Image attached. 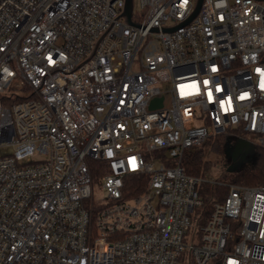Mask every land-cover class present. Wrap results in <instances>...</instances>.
Segmentation results:
<instances>
[{
	"label": "built area",
	"instance_id": "1",
	"mask_svg": "<svg viewBox=\"0 0 264 264\" xmlns=\"http://www.w3.org/2000/svg\"><path fill=\"white\" fill-rule=\"evenodd\" d=\"M196 1L0 0V264H264V185L181 164L264 148V2Z\"/></svg>",
	"mask_w": 264,
	"mask_h": 264
},
{
	"label": "trees",
	"instance_id": "2",
	"mask_svg": "<svg viewBox=\"0 0 264 264\" xmlns=\"http://www.w3.org/2000/svg\"><path fill=\"white\" fill-rule=\"evenodd\" d=\"M16 98L14 100H19ZM227 136L223 133L210 137V150L213 153L224 154ZM197 146L187 149L182 157L181 164L188 174L205 177L210 171L212 162L205 158L203 147ZM99 172L93 171V177L98 180ZM145 178L139 175H129L125 179L123 196L128 197L138 194L144 188ZM227 183H240L245 185H264V148L254 145L247 161L239 160L232 171L224 178ZM202 204L196 209L197 222L204 223L212 210L215 201L222 200L227 194V187L220 183L200 182L197 185Z\"/></svg>",
	"mask_w": 264,
	"mask_h": 264
},
{
	"label": "water",
	"instance_id": "3",
	"mask_svg": "<svg viewBox=\"0 0 264 264\" xmlns=\"http://www.w3.org/2000/svg\"><path fill=\"white\" fill-rule=\"evenodd\" d=\"M201 1L202 0H197L196 1V5H195L194 11L192 12L191 16L187 20L184 21V23L189 21L198 12V9L200 7ZM259 1H263L264 2V0H259ZM130 11H131V0H126V4H125V8H124V14L126 15L128 21L130 20L129 19ZM152 104H159L160 105L161 104V97L153 99ZM228 139H229V137H227V140H226V143H225L227 146L224 149V155L227 158L231 159V161H234L237 158H239V160H241V161L247 160L248 156H250V153L253 150L254 145L249 140L240 137V138L236 139V141H235V143H234V145L232 147V150H230V148H229V146L227 144L228 143ZM234 168H235V165H233V164H230L227 167L228 171H232Z\"/></svg>",
	"mask_w": 264,
	"mask_h": 264
},
{
	"label": "rangeland",
	"instance_id": "4",
	"mask_svg": "<svg viewBox=\"0 0 264 264\" xmlns=\"http://www.w3.org/2000/svg\"><path fill=\"white\" fill-rule=\"evenodd\" d=\"M168 86L165 85V88H167ZM169 98L168 93H165V103H167ZM226 135L227 137H229L230 135L228 133H223V135ZM229 141L232 143V141L229 138ZM210 142L209 141H205L201 147H203L204 152H205V158L210 160L212 162V166L210 168V171L207 173L206 177L208 178H220V179H224L227 177L228 175V169L227 167L232 164L231 159L227 158L224 154H218V153H213L210 150ZM247 160H245L246 162ZM238 163V162H237ZM233 165H236L235 163H233ZM102 196V193L100 190H98L97 188H95V192H94V199L95 201L99 200Z\"/></svg>",
	"mask_w": 264,
	"mask_h": 264
},
{
	"label": "flooded vegetation",
	"instance_id": "5",
	"mask_svg": "<svg viewBox=\"0 0 264 264\" xmlns=\"http://www.w3.org/2000/svg\"><path fill=\"white\" fill-rule=\"evenodd\" d=\"M230 138V137H229ZM230 140L232 141V143L229 141V139H228V146H229V148H230V150H232V147H233V145H234V143H235V141L236 140H234L233 138H230ZM244 153V152H243ZM239 161V158H237V159H235L234 161H232V164L233 163H235V164H237V162Z\"/></svg>",
	"mask_w": 264,
	"mask_h": 264
}]
</instances>
